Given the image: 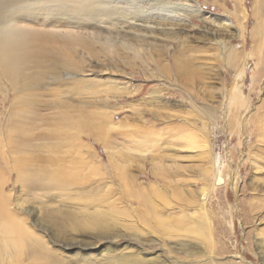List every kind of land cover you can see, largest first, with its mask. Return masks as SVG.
Here are the masks:
<instances>
[{
	"label": "rangeland",
	"instance_id": "374dc122",
	"mask_svg": "<svg viewBox=\"0 0 264 264\" xmlns=\"http://www.w3.org/2000/svg\"><path fill=\"white\" fill-rule=\"evenodd\" d=\"M171 2L202 15L113 30L138 57L96 45L75 79H1L0 196L25 238L0 232V264H264V0Z\"/></svg>",
	"mask_w": 264,
	"mask_h": 264
},
{
	"label": "bare ground",
	"instance_id": "6f19581e",
	"mask_svg": "<svg viewBox=\"0 0 264 264\" xmlns=\"http://www.w3.org/2000/svg\"><path fill=\"white\" fill-rule=\"evenodd\" d=\"M139 1L143 2V0H0V90L1 79L10 82L14 94L31 90L33 88L31 81L46 75H51L54 81L64 77L75 79L78 75L75 72H82V67L86 63L84 58L80 60L78 58L81 54L86 55L87 59L96 57V45L103 51L108 50L112 58L130 52L138 57L140 51L125 43H120L124 51L120 52L117 41L112 40L115 33L113 30H121L120 28L128 26L152 28L149 25L157 19L162 22L176 21V14L182 10L196 16H201L203 12L200 7L176 5L171 0H150L152 3L150 8L140 5ZM104 31L109 34L106 39L103 37ZM47 45H51L52 50L58 53L54 56L51 69L44 65V59L41 60L49 49ZM124 60L127 62V58ZM175 64L179 76L186 78L187 73L177 60ZM32 68L37 70L36 75L31 72ZM75 82L80 84L81 81ZM62 114L59 122L65 123L64 125H69V122L75 120L71 117L70 111ZM81 126L92 130L87 123ZM2 160L0 151V162ZM18 167L22 168V165ZM2 174L0 167V177ZM20 178H25L23 173L20 174ZM1 184L0 180V189ZM6 202L0 196V213L4 219L0 224V232L7 237H15L17 241H14V245L18 250L22 244L21 238H25V232L8 212Z\"/></svg>",
	"mask_w": 264,
	"mask_h": 264
},
{
	"label": "snow or ice",
	"instance_id": "6c2138e0",
	"mask_svg": "<svg viewBox=\"0 0 264 264\" xmlns=\"http://www.w3.org/2000/svg\"><path fill=\"white\" fill-rule=\"evenodd\" d=\"M35 102H36V103H39V98H37V99L35 100ZM107 242L110 243L111 241L109 240V241H107Z\"/></svg>",
	"mask_w": 264,
	"mask_h": 264
},
{
	"label": "water",
	"instance_id": "95a60500",
	"mask_svg": "<svg viewBox=\"0 0 264 264\" xmlns=\"http://www.w3.org/2000/svg\"><path fill=\"white\" fill-rule=\"evenodd\" d=\"M220 181H221V180H220ZM220 181H219V183H218L219 185L222 184V181H221V182H220ZM203 199H206V196H205Z\"/></svg>",
	"mask_w": 264,
	"mask_h": 264
}]
</instances>
